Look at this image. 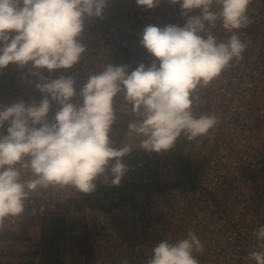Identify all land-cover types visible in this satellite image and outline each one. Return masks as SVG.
Instances as JSON below:
<instances>
[{"label":"clouds","instance_id":"clouds-1","mask_svg":"<svg viewBox=\"0 0 264 264\" xmlns=\"http://www.w3.org/2000/svg\"><path fill=\"white\" fill-rule=\"evenodd\" d=\"M108 2L0 0V71L31 63L39 78L35 87L43 94L38 103L0 106V227L20 218L33 194L87 195L99 184L120 186L130 171L124 157L133 151L132 144L114 138L123 116H131L125 140L139 137L140 148L158 154L171 150L181 136L188 141L207 136L220 122L215 113L197 116L193 109L200 90L243 59L248 42L241 30L252 23L251 0H168L179 5L186 22L143 29L140 44L153 57L150 65L129 71L128 65L106 63L79 88L74 75L44 76L40 70L72 69L84 60L85 21L103 18ZM136 3L153 9L161 0ZM218 27L229 34L226 39L214 34ZM77 96L82 103L73 102ZM118 96L123 104H117ZM53 104L59 107L49 120ZM252 235L257 250L248 259L264 264V226ZM204 251V242L188 231L175 242L153 246L146 264H200L197 254Z\"/></svg>","mask_w":264,"mask_h":264},{"label":"built area","instance_id":"built-area-1","mask_svg":"<svg viewBox=\"0 0 264 264\" xmlns=\"http://www.w3.org/2000/svg\"><path fill=\"white\" fill-rule=\"evenodd\" d=\"M181 13L179 5L168 0L153 9L139 6L136 0H109L103 18L85 21L83 43L88 51L84 60L72 69L40 71L50 79L74 75L78 88L92 70L106 63L128 65L132 71L133 63L116 58L118 50L129 38L141 39L147 25L183 26L186 18ZM248 15L252 23L241 30L242 40L248 42L243 59L200 90V101L193 109L197 116L215 113L220 120L214 131L199 138L208 150L196 185L168 186L138 203L91 206L83 201L79 208V193L33 194L24 214L15 221L5 220L0 227V264H48L43 226L50 217H62L69 224L51 264H87L78 246L82 230L73 229L72 220L86 231L94 264H122L125 259L130 264H146L153 246L164 240L175 242L188 231L204 242L205 251L197 254L200 264H255L248 259L257 250L252 233L264 226V0H251ZM214 34L220 39L229 35L219 27ZM33 71L31 63L23 68L10 64L0 71V106L38 103L43 98L35 87L39 78ZM116 101L123 104V97ZM73 102L82 100L77 96ZM58 107L52 105L49 120ZM7 127L6 123L5 134ZM139 139L124 137L136 155L126 162L130 171L122 182L132 180L145 165L152 166V154L145 156L147 152L136 146Z\"/></svg>","mask_w":264,"mask_h":264},{"label":"trees","instance_id":"trees-1","mask_svg":"<svg viewBox=\"0 0 264 264\" xmlns=\"http://www.w3.org/2000/svg\"><path fill=\"white\" fill-rule=\"evenodd\" d=\"M115 135V134H114ZM123 138V135L117 136L115 139L117 143L119 144ZM149 153H145V156H147ZM152 154V153H151ZM154 157L152 156L151 161H155L156 163L160 164L158 161L160 160V153H153ZM167 160L169 162H174L177 171L176 176H183L186 180V182L181 185L182 187H193L196 185L200 173L203 167V162L198 164H193L189 158H186L184 156H181V153L178 151L175 152L170 150L167 152ZM165 154V155H166ZM135 158V153L133 155H128L124 157V161L130 162ZM160 169L158 165L155 166H148L145 165L141 168L140 172L138 174H135V176L130 181L122 182L120 186H112V187H106L103 184H99L97 191L91 194L84 195L85 201L88 205L96 206L98 203H93L92 200L95 199L98 202H101L102 200H118L120 201L123 199V196L126 194L135 195L138 193L148 192V195L154 191L160 190L161 181H160ZM180 186V185H178ZM125 202V201H120ZM114 203L110 204L111 206ZM109 205V206H110ZM75 230H79L81 228V236L78 237V246L79 251L84 253L87 258V264H94L93 260H91L90 256H92L91 248L89 245L88 236L86 234V231L82 229L79 225H76L75 222H73ZM63 223L60 218H47L44 222V228H45V256L48 264L52 263V256L57 251V249L54 247L55 243V237L61 234L63 229ZM56 254H54L55 257Z\"/></svg>","mask_w":264,"mask_h":264},{"label":"rangeland","instance_id":"rangeland-1","mask_svg":"<svg viewBox=\"0 0 264 264\" xmlns=\"http://www.w3.org/2000/svg\"><path fill=\"white\" fill-rule=\"evenodd\" d=\"M132 43H133V45H132L133 50L134 51L136 50V54L135 53H132V54L128 53L127 54V52H124V50L119 49L117 52V55H116V58L118 60L124 61V62H127V60L133 61L134 55H135L136 59H138V58H144L145 59V57H146L150 61L153 60V57L140 44V40L137 42L134 41ZM127 49H128V51L131 50L130 45H128ZM138 60H141V59H138ZM147 62H149V61H147ZM125 121H126L125 119L121 118V122L118 123V125L116 126V131L114 132V134H115L114 138H116L117 136L123 135L121 142H123L124 137H125V134H124V129L126 127ZM136 146H138V147L140 146L139 142L136 143ZM172 149L175 152L178 151L179 153H181V156L189 158L193 164H198V163L200 164L202 162L205 163L207 150H208L206 145L199 138L195 141H188L183 136L178 138L175 146ZM134 150H137V149H135V147H134ZM169 151H167V152H169ZM167 152L160 153V155H159L160 160L158 161L160 164L156 163L155 161H151L152 166L158 165L159 169H160V175H159L160 181H161V186L159 187L160 189H164L168 186H178V185L181 186L186 182V180L183 176H179V175L176 176L177 168H176L174 162L172 163V162H169L167 160V156H168V154H166ZM134 153H135V151H132L131 155H133ZM152 156L154 157L153 153H152ZM81 196L82 197L80 198V201L76 202V206L78 208L80 207V205H82L83 201H85V198H84L85 196L83 194ZM146 196H148V192L138 193L135 195L126 194L125 196H123V199H121L120 201L139 202L141 199H143ZM120 201L105 199V200H102L101 202H98L95 199L92 200V202L94 204L98 203L99 205L102 204V205H107V206H109L112 203H114V204L119 203ZM98 204H96V206ZM43 231L45 233V228ZM52 258H54V255ZM90 258H91V260H93L92 256H90ZM93 262H94V260H93Z\"/></svg>","mask_w":264,"mask_h":264},{"label":"crops","instance_id":"crops-1","mask_svg":"<svg viewBox=\"0 0 264 264\" xmlns=\"http://www.w3.org/2000/svg\"><path fill=\"white\" fill-rule=\"evenodd\" d=\"M139 41L140 39H138V38H129V40L125 43V45L122 47V50H124V52H127V54L129 53V54H132V53H135L136 54V50L134 51L133 50V43L132 42H137V41ZM128 45H130V51H128V49H127V47H128ZM136 47V46H135ZM138 59H141V60H138ZM138 59H136V57H135V55H134V57H133V61H130V60H127V62H129V63H133L136 67L139 65V64H141V63H144L145 65H150V63L152 62V61H150L149 59H147L146 57H145V59L144 58H138ZM149 61V62H147V61ZM52 218H60V220H62V223L64 224L63 225V229H62V232H61V234L60 235H58L57 237H55V243H54V247L57 249V251L54 253V254H58V251H59V249H58V245H59V243L61 242V240L65 237V235H66V233H67V230H68V228H69V224H68V222H67V220L66 219H64V218H62V217H52ZM45 222V221H44ZM73 222H75V224H77V221L76 220H72V222L70 223V225L72 226V228L73 229H75L74 228V224H73ZM43 230H44V226H43ZM45 233H46V231H45ZM45 233H44V240H43V243H44V251H46L45 250ZM45 254H46V252H45ZM53 254V255H54ZM53 257V256H52ZM52 261H53V258H52Z\"/></svg>","mask_w":264,"mask_h":264}]
</instances>
